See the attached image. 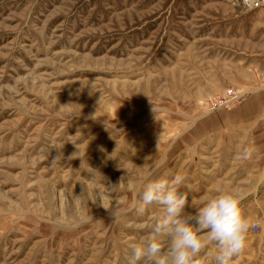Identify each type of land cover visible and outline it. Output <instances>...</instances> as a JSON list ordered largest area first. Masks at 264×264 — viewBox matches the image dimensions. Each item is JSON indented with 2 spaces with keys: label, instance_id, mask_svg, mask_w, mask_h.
Here are the masks:
<instances>
[{
  "label": "rangeland",
  "instance_id": "1",
  "mask_svg": "<svg viewBox=\"0 0 264 264\" xmlns=\"http://www.w3.org/2000/svg\"><path fill=\"white\" fill-rule=\"evenodd\" d=\"M260 9L0 0V264H127L160 214L138 215L140 189L175 174L190 211L239 193L252 227L234 264H264V159L248 141L264 123L248 116L264 89Z\"/></svg>",
  "mask_w": 264,
  "mask_h": 264
},
{
  "label": "clouds",
  "instance_id": "2",
  "mask_svg": "<svg viewBox=\"0 0 264 264\" xmlns=\"http://www.w3.org/2000/svg\"><path fill=\"white\" fill-rule=\"evenodd\" d=\"M184 181L179 174L149 178L140 189L138 215L153 206L160 214L140 240L127 243V264H209L201 258L209 245L214 264H234L244 252L252 225L243 214L239 193L218 188L203 195L200 206L190 211L181 190Z\"/></svg>",
  "mask_w": 264,
  "mask_h": 264
},
{
  "label": "crops",
  "instance_id": "3",
  "mask_svg": "<svg viewBox=\"0 0 264 264\" xmlns=\"http://www.w3.org/2000/svg\"><path fill=\"white\" fill-rule=\"evenodd\" d=\"M255 16L262 17V19L260 20L263 22H259L260 20L257 22H259L260 25H263V29H264V9L257 10ZM252 18H253V15H250L249 20H252ZM257 28H258V25L254 24V29L252 28V31L253 30L257 31ZM248 104H250V111H249L250 113L248 114V116L256 117L258 115L264 114V89L262 91H259V93H257L253 98H250V100L248 101ZM238 123H242V122L234 121L232 128H240V125ZM226 127L229 128V126H226ZM252 127L254 128L259 127L262 129L259 131L258 130L251 131V133L254 134L253 137L251 136L248 139L251 152H253L252 154H254L255 158L260 156L261 159H264V123L260 122V120L257 119L256 121H254V125ZM248 134H250V132L246 133V136H245L246 139L249 137ZM217 142H218L217 144L219 145L224 143L223 141H220V140ZM237 145L239 146L240 144L238 143Z\"/></svg>",
  "mask_w": 264,
  "mask_h": 264
},
{
  "label": "built area",
  "instance_id": "4",
  "mask_svg": "<svg viewBox=\"0 0 264 264\" xmlns=\"http://www.w3.org/2000/svg\"><path fill=\"white\" fill-rule=\"evenodd\" d=\"M241 6L243 10H251L264 4V0H231Z\"/></svg>",
  "mask_w": 264,
  "mask_h": 264
}]
</instances>
